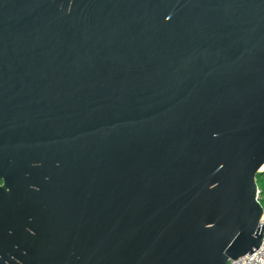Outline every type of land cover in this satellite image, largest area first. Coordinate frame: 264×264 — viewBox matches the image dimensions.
<instances>
[{"label":"water","instance_id":"1","mask_svg":"<svg viewBox=\"0 0 264 264\" xmlns=\"http://www.w3.org/2000/svg\"><path fill=\"white\" fill-rule=\"evenodd\" d=\"M13 145L49 160L52 234L74 231L77 187L79 256L22 264L249 256L264 240V0H0Z\"/></svg>","mask_w":264,"mask_h":264},{"label":"flooded vegetation","instance_id":"2","mask_svg":"<svg viewBox=\"0 0 264 264\" xmlns=\"http://www.w3.org/2000/svg\"><path fill=\"white\" fill-rule=\"evenodd\" d=\"M65 194L63 208L68 211L70 192ZM75 211L74 231L64 222L52 234L50 163L45 153L41 159L15 145L0 147V264L47 263L52 252L67 257L74 251L78 257L77 187Z\"/></svg>","mask_w":264,"mask_h":264},{"label":"built area","instance_id":"3","mask_svg":"<svg viewBox=\"0 0 264 264\" xmlns=\"http://www.w3.org/2000/svg\"><path fill=\"white\" fill-rule=\"evenodd\" d=\"M264 170V166L262 168ZM258 196H259V190H258ZM260 223L264 224V214L262 216V219ZM229 264H264V240L261 244V246L256 249L252 254L245 255L242 257H239L235 260H230Z\"/></svg>","mask_w":264,"mask_h":264},{"label":"trees","instance_id":"4","mask_svg":"<svg viewBox=\"0 0 264 264\" xmlns=\"http://www.w3.org/2000/svg\"><path fill=\"white\" fill-rule=\"evenodd\" d=\"M257 185L259 190L258 199L264 208V170L257 176Z\"/></svg>","mask_w":264,"mask_h":264}]
</instances>
